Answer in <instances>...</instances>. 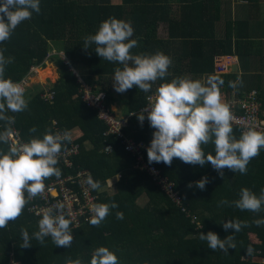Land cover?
Returning <instances> with one entry per match:
<instances>
[{
  "label": "trees",
  "instance_id": "16d2710c",
  "mask_svg": "<svg viewBox=\"0 0 264 264\" xmlns=\"http://www.w3.org/2000/svg\"><path fill=\"white\" fill-rule=\"evenodd\" d=\"M163 4L162 0H122L120 5H112L110 0H40V12L33 11L31 19L23 21L8 40L0 43L4 56L14 58L6 65V79L20 81L29 66L42 64L46 58L55 62L60 74L53 87V102H44L34 94L27 99L26 110L6 112V115L15 118L13 125L19 130L21 139L28 143L33 138L43 139L45 133L52 134L53 121L62 131L79 129L81 136L76 142L80 146V154L75 158V165L88 171L93 180L100 183L97 203L116 202L119 205L111 209L99 227L89 222L79 227L71 224L74 239L70 247H56L51 237H45L43 244L33 238L32 246L23 248L21 230H27L32 237L39 230L38 221L42 218L27 213V203L17 220L0 229V264H67L69 259L90 264L92 253L101 246L114 252L119 264H261L260 260L264 257V224L257 225L256 221L264 219V206L259 213H254L221 205L220 201L239 199L241 189L245 187L260 195L261 189H264V148L248 164L247 174L234 173L226 168L221 177L210 163L203 167L194 166L178 158H174L171 166L162 162L149 164L155 166L174 186L180 198L179 206L152 182L146 171L136 169L134 157L126 152L115 136L105 135L106 126L97 118L95 110L87 107L81 98L79 83L71 66L87 69L85 82L94 92L104 91L106 105L109 106L111 93L115 90L114 71L123 65L103 60L96 54L95 44L84 49V38L94 35L103 21L128 16L133 18L136 28L131 39L138 41V47L131 50L133 54L163 52L180 65L174 70L171 65L169 74L158 79L150 92L145 93L135 86L125 92L124 116L136 113L123 129L126 137L146 144L147 148L150 146L155 130L148 120L141 125L137 113L147 105L149 95L155 94L162 83L171 82L174 78L206 82L210 76H216L224 81L220 87L221 100L230 96L228 82L234 81V78L215 74L213 69L215 56L231 55L229 39L225 37L213 42L188 40L181 42L182 51H174V36H169L168 40L156 37L155 24L158 21L167 22L166 18L158 17L156 13L162 10L165 14L163 8L166 6ZM202 12L205 14L206 10ZM98 22L100 24L96 26ZM139 25H142V30ZM185 44L188 47H184ZM53 49L63 51L64 58L58 54L49 56V51ZM33 127L36 131L30 132ZM232 127L233 135L239 139L242 134L240 128ZM6 128L7 122L0 121V132ZM106 146L111 147L110 152H104ZM202 148L205 155L215 154L212 143L202 145ZM8 149L7 144L0 143V151L7 152ZM144 156L148 163L147 149ZM117 176L119 179L113 183V188L107 189L106 181ZM204 177L209 182L205 190H200L195 182ZM189 183L193 184L192 188L188 187ZM140 199L147 201L144 206L138 204ZM118 211L124 214L122 220L116 218ZM229 220L241 222V229L225 231L222 223ZM209 231L217 233L221 239L233 236L235 248H230L227 254L222 250L212 251L207 242L199 238L200 232L207 234Z\"/></svg>",
  "mask_w": 264,
  "mask_h": 264
},
{
  "label": "clouds",
  "instance_id": "9594fccd",
  "mask_svg": "<svg viewBox=\"0 0 264 264\" xmlns=\"http://www.w3.org/2000/svg\"><path fill=\"white\" fill-rule=\"evenodd\" d=\"M40 10V0H0V43L8 40L23 21L31 19L33 11L39 13ZM133 34L130 22L113 17L103 21L94 35L84 38V49L95 44L99 57L123 65L114 71L113 87L117 93H125L134 86L145 93L150 92L158 79L169 74L168 69L172 65V59L163 52L133 54L131 50L138 47V41L131 39ZM13 61L14 58H6L0 50V121H6L8 125L4 132H0V143L5 144L11 134L10 126L15 123V118L6 115V112L18 113L28 107L24 88L5 78L6 65ZM223 84L224 81L216 76H210L206 82L177 77L162 83L156 89L155 97H148L149 107L142 110L137 119L143 125L147 118L150 127L155 130L147 148L149 164L162 162L171 166L174 158H178L194 166L203 167L210 163L221 177L226 168L234 173L247 174L248 164L264 148V132L248 129L242 132L239 139L233 135L232 114L221 100L220 87ZM228 84L236 89L242 81L238 77L237 81H229ZM35 131V127L30 129V132ZM70 139L67 132L45 133L43 139L33 138L20 146L10 145L7 152L0 151V229L17 220L26 204L44 192L46 179L62 175L56 165L63 141ZM209 143L215 146L214 155H205L202 148ZM208 182V178L204 177L196 181L195 186L205 190ZM87 184L93 190L101 187L91 176ZM188 187L192 188L193 184L189 183ZM220 204L259 213L264 206V189L257 196L247 187L242 188L239 199H223ZM63 207V204L56 206L59 210L57 215H53L52 210L45 211L38 221L39 230L32 237L22 229L21 247H31L33 238L43 244L45 237H51L56 247H70L74 239L70 230L72 222L65 218ZM118 207L116 202L92 205L89 223L99 227L111 209ZM116 218L122 220L123 212H116ZM256 223L264 224V219ZM222 225L225 231L234 229L236 232L242 227L241 222L232 220ZM199 238L206 241L212 251L222 250L227 254L230 248L236 246L231 235L221 239L217 233L209 231L207 234L200 232ZM67 264H81V261L69 259ZM90 264H119V260L114 252L101 246L92 253Z\"/></svg>",
  "mask_w": 264,
  "mask_h": 264
},
{
  "label": "crops",
  "instance_id": "0c3cea01",
  "mask_svg": "<svg viewBox=\"0 0 264 264\" xmlns=\"http://www.w3.org/2000/svg\"><path fill=\"white\" fill-rule=\"evenodd\" d=\"M163 2V6H166L163 8L165 14L163 15L162 10L156 13L158 17L166 18L167 22L158 21L155 24L156 37L161 40H168L169 36L178 38L173 37L174 51H182L180 50L183 45L181 42L188 40L213 42L228 38L231 55L213 58L214 73L232 76L234 81H237L239 77L242 85L236 89L231 88L230 96L222 101L226 102L231 98L254 91L262 102L264 114V0H162ZM110 3L120 5L122 0H110ZM202 10H206L205 14ZM117 19H128L136 31L132 17ZM98 24L100 23L98 22L96 26ZM141 26L139 25V28L142 30ZM184 47L188 46L185 44ZM49 53H51L49 56L57 53L64 58L63 51L53 49ZM44 60L42 66L35 72H31L27 78L24 86L26 100L34 94L39 97L41 89L54 91L53 87L60 79L55 62L49 58ZM179 65V62L172 58V69L178 68ZM78 67L75 68L76 72L73 70L76 77L78 73L79 77L86 79L81 71L88 76L87 69L83 66ZM126 97L125 93H117L115 90L111 93L108 108L115 116L125 117ZM74 130L79 131V129ZM79 136H81L80 131ZM78 137L74 138L78 140Z\"/></svg>",
  "mask_w": 264,
  "mask_h": 264
},
{
  "label": "built area",
  "instance_id": "2783aa9c",
  "mask_svg": "<svg viewBox=\"0 0 264 264\" xmlns=\"http://www.w3.org/2000/svg\"><path fill=\"white\" fill-rule=\"evenodd\" d=\"M66 62L69 63L68 60H66ZM41 66V64L29 66L25 76L16 83H19L24 88L29 74L35 72V70ZM71 68L76 72L73 66H71ZM77 77L80 84L79 92L81 98L87 107L95 110L97 118L106 126L105 135L115 136L121 145L124 146L126 152L134 157L136 169L142 172L146 171L152 182L159 187L173 203L180 206V198L178 193L174 190V186L160 174L155 166L149 165V163L146 162L144 150L147 149V145L144 143H136L124 135L123 129L126 128L129 118L133 115L129 114L125 117L115 116L106 105V93L104 91L94 92L93 89L79 77L78 73ZM41 90L39 98L44 102H53L55 91L52 89ZM149 96L155 97V94ZM148 97L147 105L139 110L137 114L149 107L150 101ZM223 103L229 107L232 114V126L239 127L241 133L248 129L264 132L262 102L259 100L256 92L251 91L240 97L231 98ZM145 116H147V113H145ZM145 120H147V118ZM52 127L54 131L52 134L71 133V131L60 130L56 121H53ZM10 131L11 134L8 137L7 143L8 148L10 145L20 146L25 144L20 137L19 130L13 124L10 126ZM76 141L77 138L75 139L72 136L70 141H63L62 150L58 156V163L56 165V167L61 170L62 175L59 178L52 176L44 181V192L28 202L29 206L26 209L27 213L35 217H42L45 211L52 210V214L57 215L59 214V210L56 206L58 204H63V214L66 219L71 220L73 227H79L89 222L92 216L90 208L92 205L97 204L98 190L91 189L87 184V179L91 176L90 173L82 169V167L75 165V158L80 154V146ZM110 151V146L104 148V152L107 153ZM118 179L119 176L114 180L106 181V188L112 189L113 183ZM182 211L186 212L185 209H182ZM260 262L264 264V257L261 258Z\"/></svg>",
  "mask_w": 264,
  "mask_h": 264
},
{
  "label": "rangeland",
  "instance_id": "374dc122",
  "mask_svg": "<svg viewBox=\"0 0 264 264\" xmlns=\"http://www.w3.org/2000/svg\"><path fill=\"white\" fill-rule=\"evenodd\" d=\"M48 54H51V53H48ZM52 54H57V53H52ZM86 71V70H85ZM46 73H49V72H46ZM81 73L83 74V76L86 78V73L82 72ZM71 136L74 138V137H78L79 136V131L78 130H73L72 133H71ZM146 200L145 199H140L138 204L140 206H144L146 204ZM1 251V250H0Z\"/></svg>",
  "mask_w": 264,
  "mask_h": 264
}]
</instances>
